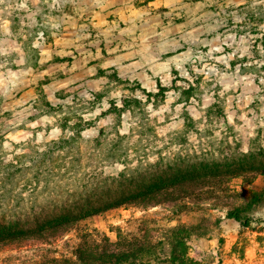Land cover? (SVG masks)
<instances>
[{
    "label": "rangeland",
    "instance_id": "374dc122",
    "mask_svg": "<svg viewBox=\"0 0 264 264\" xmlns=\"http://www.w3.org/2000/svg\"><path fill=\"white\" fill-rule=\"evenodd\" d=\"M48 150L66 189L181 159L219 172L4 246L0 264H177L175 240L197 264H264V0H0V166ZM25 177L14 207L39 211Z\"/></svg>",
    "mask_w": 264,
    "mask_h": 264
},
{
    "label": "trees",
    "instance_id": "16d2710c",
    "mask_svg": "<svg viewBox=\"0 0 264 264\" xmlns=\"http://www.w3.org/2000/svg\"><path fill=\"white\" fill-rule=\"evenodd\" d=\"M126 106L116 110L121 114L126 110ZM188 120L192 121L189 117ZM81 138L80 131L74 136L62 137L55 145L60 152ZM49 152L48 150L43 153L45 157L34 162L31 169L25 167L21 161H19L20 165L12 163L0 166V208L5 206L10 210L13 205L14 209L10 218H0V248L24 241L45 239L47 235L74 227L84 219L110 210L131 205L148 207L171 201L168 196L172 189L189 181L206 179L211 177L213 172H219L218 166L194 162L192 159H181L180 164L160 169L156 174L132 170L121 173L117 177L96 174L85 180L81 186L66 189L59 183L60 177L63 175L60 171L64 170L67 174L71 173L72 168L66 169V166L65 169H62L57 163L58 161L48 163L46 158L49 156ZM45 163L49 164L48 172H44ZM24 176H27L23 178V182L26 187L31 189V198L39 197L41 194L47 195L48 202L45 206H39V211L36 210L37 199H32L30 206L25 210H16L14 207L15 204H21L23 197H21V193L15 191V186L11 184L14 180H18V177ZM40 184H42L41 188ZM10 204L11 206H9ZM228 217L245 226L250 224V220H243L238 211L230 212ZM173 232L179 231L174 229ZM175 241L179 247V249L177 247L178 251L176 250L179 255L174 253L173 262L197 264L185 254H181L185 250V241ZM153 247L148 245L145 248ZM143 251L141 247L140 252L143 253ZM130 255L131 253L122 254L118 260L129 259ZM77 257L83 264H88L90 261L82 253H79ZM106 263L111 264V262Z\"/></svg>",
    "mask_w": 264,
    "mask_h": 264
}]
</instances>
